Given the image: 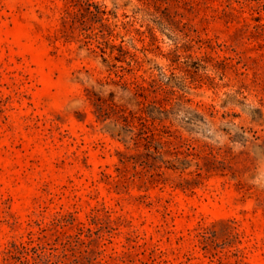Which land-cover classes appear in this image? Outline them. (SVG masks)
<instances>
[{
  "label": "rangeland",
  "instance_id": "1",
  "mask_svg": "<svg viewBox=\"0 0 264 264\" xmlns=\"http://www.w3.org/2000/svg\"><path fill=\"white\" fill-rule=\"evenodd\" d=\"M92 1L0 0V264H264V0ZM85 29L157 80L201 177L121 163L144 147L94 102L141 98Z\"/></svg>",
  "mask_w": 264,
  "mask_h": 264
},
{
  "label": "trees",
  "instance_id": "2",
  "mask_svg": "<svg viewBox=\"0 0 264 264\" xmlns=\"http://www.w3.org/2000/svg\"><path fill=\"white\" fill-rule=\"evenodd\" d=\"M77 6L78 11H71L70 6ZM83 10V12L81 11ZM94 9V10H93ZM101 11L105 14V11L100 10L98 5H96L92 0H68V5L65 12L69 15L72 14L74 18L78 14H93L97 16ZM103 19L102 17L100 20ZM63 22L65 23V17H63ZM83 33L86 43H91L95 40L96 46L103 52L106 53L107 49H111L110 54L112 58L120 64L113 63L111 66L114 67L115 75L118 80H113V82H122L124 85L129 86L136 97L141 99L138 101L139 107L136 110H128L127 108L118 105L114 102L107 103L102 99H97L94 103L97 108L99 115H109L113 114L115 117L116 125H119L122 130H128L131 133V140L134 141L135 145H142L145 152H138L137 155H125L123 154L124 160H121L122 164H126L127 161L131 159H141L140 165L144 167H149L154 170L150 174L151 180H155L157 176L162 174L161 165L157 164L159 158L163 162H169V160H164V155L174 156L175 160L179 162L180 166H166L170 169H176L180 167L184 171L189 167L193 160L195 161L196 170L194 171V178H199L203 174V166H201L199 160H207L208 163H215L216 159L212 161L205 155L200 154L197 151L196 146L188 138L184 137L179 133L177 129H172L171 124H167L164 121L170 118V114L174 113L171 108L167 107V100L165 98H159L158 96H151L157 87L162 88L158 85L156 79H146L143 76H134L133 79H128L125 77V72L131 73L137 65H139L138 59L135 54L126 51L122 45H112L109 43L108 39L105 38V34L101 31L94 32L88 31ZM111 32H109L110 35ZM99 37L102 40H99ZM118 50V54H113L114 50ZM125 62L126 65L122 63ZM186 118V116H184ZM184 120V119H183ZM188 119L185 122H189ZM179 133V134H178ZM180 155H183L181 158ZM212 155V154H211ZM214 157V156H212ZM121 170L117 168V171ZM111 177V175H107ZM190 179L182 177L179 186L189 187L191 185ZM15 248H18L16 244H13ZM21 249H26L23 243L19 244ZM11 250H7V254H10ZM26 262L29 260L26 258Z\"/></svg>",
  "mask_w": 264,
  "mask_h": 264
}]
</instances>
